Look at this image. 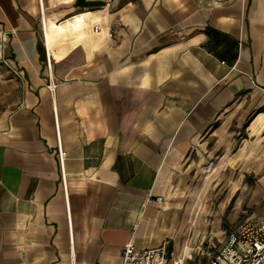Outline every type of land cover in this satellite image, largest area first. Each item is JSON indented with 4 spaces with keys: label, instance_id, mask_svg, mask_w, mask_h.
Returning a JSON list of instances; mask_svg holds the SVG:
<instances>
[{
    "label": "crops",
    "instance_id": "obj_1",
    "mask_svg": "<svg viewBox=\"0 0 264 264\" xmlns=\"http://www.w3.org/2000/svg\"><path fill=\"white\" fill-rule=\"evenodd\" d=\"M0 31L23 79L0 111V264L205 246L173 184L242 127L228 167L264 202V0H0Z\"/></svg>",
    "mask_w": 264,
    "mask_h": 264
},
{
    "label": "rangeland",
    "instance_id": "obj_2",
    "mask_svg": "<svg viewBox=\"0 0 264 264\" xmlns=\"http://www.w3.org/2000/svg\"><path fill=\"white\" fill-rule=\"evenodd\" d=\"M4 41V35L0 31V111L7 109L19 97L23 82L4 56ZM251 118L252 115L248 120ZM234 136L236 143L230 150L223 151L221 157L212 158V164L201 166L194 175L179 177L171 191V196L176 201L188 202L190 199L194 203V228L186 241L196 244L205 240V247L209 246L212 250L225 243L230 231L243 224L250 215L258 218L264 216L263 200L257 199L255 202L253 198L258 173L252 168L248 169L245 163L234 168L228 167L227 159L230 154L248 138L246 127H242ZM258 160L264 161V155L253 157V163ZM205 250L206 253L207 250L212 251L208 248ZM209 256L206 254L204 259Z\"/></svg>",
    "mask_w": 264,
    "mask_h": 264
},
{
    "label": "built area",
    "instance_id": "obj_3",
    "mask_svg": "<svg viewBox=\"0 0 264 264\" xmlns=\"http://www.w3.org/2000/svg\"><path fill=\"white\" fill-rule=\"evenodd\" d=\"M99 29L94 26V30ZM59 156L64 165L66 152L60 150ZM206 248L213 249L188 245L179 254L169 248V242L155 248L139 249L132 241L123 249L121 264H264V217L244 221L230 231L227 241L220 247L207 250L208 253ZM206 254L210 256L204 259Z\"/></svg>",
    "mask_w": 264,
    "mask_h": 264
}]
</instances>
